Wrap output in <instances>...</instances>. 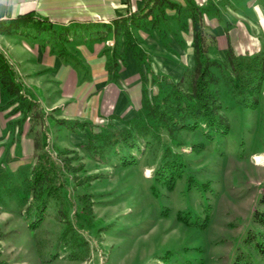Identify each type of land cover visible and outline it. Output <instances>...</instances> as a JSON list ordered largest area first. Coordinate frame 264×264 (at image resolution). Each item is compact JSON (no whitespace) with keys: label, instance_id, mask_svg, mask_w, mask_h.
I'll list each match as a JSON object with an SVG mask.
<instances>
[{"label":"rangeland","instance_id":"rangeland-1","mask_svg":"<svg viewBox=\"0 0 264 264\" xmlns=\"http://www.w3.org/2000/svg\"><path fill=\"white\" fill-rule=\"evenodd\" d=\"M115 39L99 48L95 72L86 62L90 56L79 57L76 45L60 44L54 50L74 59L81 71L58 81L52 72L25 65L16 71L10 52L20 49V41L0 37V52L16 83L14 96L5 95L2 107L17 138L25 136L29 143L20 140L18 167L0 171V264H264L256 245L264 243V227L252 216L254 209L264 212V85L256 108H240L221 78L216 93L229 126L226 134L208 137L206 128L152 131L151 147L135 165L123 167L115 153L126 151L101 143V136L110 140L113 132L135 123L142 91L147 97L157 94L156 81L165 75L151 73L144 63L123 82L118 68L127 48L120 51ZM214 60L222 65L214 73L227 70L225 59ZM109 67L117 75L113 80ZM73 78L82 85L75 86ZM92 78L98 87L87 85ZM106 81L121 82L120 90L135 103L132 113L112 111L111 92L102 86ZM114 115L125 121L111 120ZM41 150L57 162L58 151L67 152L70 168L77 169L74 175L62 170L66 189L58 200L45 196L46 183L29 189L25 182ZM163 156L181 168L171 190L154 179ZM44 206L38 222L37 209ZM186 214L190 225L182 219Z\"/></svg>","mask_w":264,"mask_h":264},{"label":"crops","instance_id":"crops-1","mask_svg":"<svg viewBox=\"0 0 264 264\" xmlns=\"http://www.w3.org/2000/svg\"><path fill=\"white\" fill-rule=\"evenodd\" d=\"M191 2L202 9L203 25L214 37L215 46L209 53L211 58L219 61L224 58L227 50L236 56H249L264 49V3L259 0H191ZM28 12L35 14L38 19L46 20L54 27L109 24L114 19L137 13L140 24L144 25L134 33L141 42L139 46L143 49L145 57L148 58L147 64L151 72L158 76L176 78L194 63L191 19L185 0H0V22ZM0 37L20 41V45L17 46L20 49L14 48L10 52L14 58L10 63L15 70L17 67L20 70V65L22 67L25 65L27 70L33 72H52L58 81L63 80L66 74L81 70L78 64H74V59H66L54 49L62 48L61 45L66 49L76 45L79 51L76 52L77 56L83 58L90 56L91 60L86 62L90 71L95 72L100 68L94 61L100 56L99 48L107 47L114 39L112 35L103 41L80 37L74 38L69 44L54 45L46 30L36 32L30 28H20L11 35L0 34ZM118 39L119 49L123 51L124 36L121 35ZM124 55V66L118 68L123 73V82L140 70L132 58L130 48ZM18 69L16 71H19ZM93 80L92 78L91 82L86 84L92 83L93 87H98ZM74 82L75 86L82 85L76 78H73ZM102 86L103 90L109 89L108 92H111L108 96L111 98L110 103L113 104L112 111L120 112L118 115L122 116L123 113L130 111L132 113L135 103L120 90L121 82L110 84L106 81ZM4 97L0 84V171L6 170L11 164H17L18 167L21 163L16 153L19 151L20 140H23L26 146L29 144L23 139L25 136L17 138V128L8 125L6 118L8 110L2 107Z\"/></svg>","mask_w":264,"mask_h":264},{"label":"trees","instance_id":"trees-1","mask_svg":"<svg viewBox=\"0 0 264 264\" xmlns=\"http://www.w3.org/2000/svg\"><path fill=\"white\" fill-rule=\"evenodd\" d=\"M185 1L188 16L191 19L193 37L191 47L193 49L194 63L191 67L185 68L177 79L165 76L159 77L156 81L157 94H151L147 97L144 91H142L141 107L137 116L132 117L136 122L130 127L121 129L116 134L113 132L110 140L108 136L100 135L101 143H105L115 148V150L123 149L126 151L115 153H118L116 155L118 160H115L117 165L118 163L123 167L135 165L143 149L151 147L147 137L152 131L157 133L164 130L171 133L179 130L191 131L197 128H206L208 131L204 133L208 137L214 132L226 134L229 126L225 117L221 114L223 108L216 93V87L221 78H223L222 83H225V87L228 88L229 93L235 98V104L240 108H256L258 100L262 96L264 85V49L249 56H236L230 50H227L223 58L225 59L226 64L224 66L227 70H224L223 73H214L213 69L221 71L222 66L209 55L210 49L215 46L214 37L203 25L202 9L195 6L191 0ZM139 20L140 18L136 13L125 18L114 19L109 24H81L71 27H54L46 20L38 19L35 14L28 12L18 15L13 19L0 22V34L11 35L16 33L20 28H30L36 32L46 30L50 34V39L55 44H64L74 38L80 37L88 40L102 41L109 35L113 36L116 43L115 37L123 35L125 40L124 47L131 49L133 59L136 61L138 67H141L142 64L147 63L148 58L145 57L144 51L138 45L139 41L136 40L134 33L144 25V23L140 24ZM114 50L111 49V56H114ZM112 61L114 63V60ZM110 67L107 74L110 80H113L117 75L115 74V69H110ZM139 69L141 72L142 69ZM0 84L6 96H14L16 86L14 72L1 52ZM27 110H29L28 106ZM110 119H117L119 122L125 121L116 115L110 116ZM63 123L69 125L70 122L62 121L61 124ZM92 148L93 151L100 152L94 149V145ZM66 155L67 152L58 151L55 157L59 159V162H57L46 150H41L36 154L35 162L30 171L31 180L29 178L25 181L28 188L34 189L46 183L48 186L44 189L45 196L47 195L53 200L62 198L67 181L66 178H62V170L72 175L77 172V169L70 168V158H66ZM164 157L154 172V179L159 183H163L167 190H171L181 176V168L179 164L166 161ZM45 210V206L42 209H37L39 212L38 222L42 220ZM252 216L253 218L256 217L264 227V212L254 209ZM182 219L186 225L191 224L187 214ZM208 220L209 216L207 215L201 225L202 229L207 227ZM249 238L248 236L247 240ZM256 245L258 247L257 254L264 258V243L258 242Z\"/></svg>","mask_w":264,"mask_h":264}]
</instances>
